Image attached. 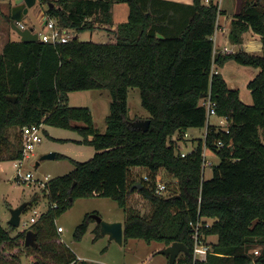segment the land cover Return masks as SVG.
<instances>
[{"label":"trees","instance_id":"16d2710c","mask_svg":"<svg viewBox=\"0 0 264 264\" xmlns=\"http://www.w3.org/2000/svg\"><path fill=\"white\" fill-rule=\"evenodd\" d=\"M44 1L49 4L47 19L79 34L94 31L97 24L113 25L115 1L127 2L130 11L114 31V41L81 40L79 36L65 43L17 39L9 40L0 52V161L23 157L21 129L32 124L77 129L96 150L91 159L75 161L72 171L45 184L51 206L39 219L49 227L34 228L38 246H25L27 231L12 236L0 223V264H21L23 254L38 264H91L53 242L58 238L55 218L78 197L91 196L111 198L124 210V243L140 238L164 242L167 247L178 241L192 252L191 222L200 215L213 219L203 229L211 253L195 264H264L261 0H243L228 33L238 45L247 31L259 34L260 54L243 49L215 53L213 36L219 15L225 12L202 0L190 4L172 0ZM229 60L260 68L248 83L252 104L241 99L240 91L231 88L221 72L213 71L214 65L220 68ZM131 87L139 88L142 105L150 113L146 131L128 123L135 120L129 117ZM89 89H107L112 96L105 132L95 126L90 107L69 103L70 92ZM209 93L217 114L229 118V131L216 124L207 126L203 101ZM204 127L208 151L220 158L208 179L202 175L201 137L184 157L171 139L176 132ZM13 129L19 132L10 133ZM139 167L148 170L147 179L145 175L140 180L131 178L133 168ZM162 171L174 181L166 194L156 193V176ZM92 221L86 215L76 227L77 240ZM95 230L100 234L98 224ZM213 235L215 242L208 239ZM190 255L186 260L193 264Z\"/></svg>","mask_w":264,"mask_h":264},{"label":"rangeland","instance_id":"374dc122","mask_svg":"<svg viewBox=\"0 0 264 264\" xmlns=\"http://www.w3.org/2000/svg\"><path fill=\"white\" fill-rule=\"evenodd\" d=\"M261 2L264 6V0H261ZM242 3L243 0H222L221 7L226 17L233 18L241 10ZM15 5V0H0V52L9 40L20 39V36L11 27L10 22L12 8ZM48 7L47 1L37 0L36 4L24 16L23 24L33 28L36 33L46 31L43 19L47 16ZM129 11L130 7L127 2H113V25L97 24L95 32L85 31L81 33L80 39L96 42L114 41V31L118 24L128 19ZM112 27H115V29H112ZM248 35H245V41L250 40ZM254 41L257 40L254 39ZM229 47H232V45L229 44ZM220 69H222V74L225 75L229 82L232 79L235 81L240 90L241 99L247 104H252L253 96L248 83L258 75L260 68L242 65L234 60H229ZM111 101L112 96L107 89L79 90L70 94V104L72 106L90 107L94 116L95 126L101 132H105L107 128L106 117L110 112ZM128 106L130 119L149 118L150 113L142 105L138 87L129 88ZM211 121L218 124L219 119L213 116ZM17 131L13 129L10 133ZM204 132L205 127L189 129L191 137L184 140L180 145L182 150L185 152L191 151L197 145V141L192 140V138L203 137ZM41 134L42 141L30 153L29 158L23 160L20 167L15 166L16 160L0 161V223L5 229L10 231L12 236L22 231L34 230L36 225L40 224H43L45 229H47L49 224L39 219L51 206V202L46 196L45 184L55 177L72 171L75 168V161H87L96 152L95 147L86 141L87 137L74 128L43 123ZM88 138L90 139L91 137ZM51 152L56 154L55 158L41 159L43 155ZM208 159L213 165H217L220 162L218 155L209 156ZM19 172L20 178L18 177ZM27 173H32L33 178L25 180L24 176ZM146 173H148L146 169L133 168L131 178L140 180ZM161 174L163 181L172 186L173 177L165 173V171H162ZM212 175V167L206 166L204 178L208 179ZM24 203H27V207L21 214L20 225H11V211ZM92 214H99L107 221L125 218L124 210L111 198L102 196L78 197L68 210L55 218L56 230L61 226L63 231H57L58 238L53 242L57 245L62 244L61 246L68 248L72 254L74 253L75 256L78 255L89 260L91 264H169L168 256L161 253V250L166 247V243L160 241L147 242L140 238H130L120 245L110 239L109 235H103L101 232L98 234L97 230L94 229L97 222L93 217L95 221L90 223L89 229L82 239L77 240L74 236L76 227L84 220L86 215L92 216ZM34 217L38 222L37 220L36 222L32 221ZM42 239L45 241V238ZM208 239L211 242H215L217 236L213 235ZM179 255L180 257L184 256L182 252ZM21 264H34V262L26 254H23Z\"/></svg>","mask_w":264,"mask_h":264},{"label":"built area","instance_id":"2783aa9c","mask_svg":"<svg viewBox=\"0 0 264 264\" xmlns=\"http://www.w3.org/2000/svg\"><path fill=\"white\" fill-rule=\"evenodd\" d=\"M221 1L222 0H202L204 4H214L219 7V10H221ZM222 15H219L218 21H217V28L215 31V34L213 36L214 39V47L215 53H223V54H229L233 53L234 50L229 48V47H224L222 50L220 49V45L218 44V38L216 35V32L220 29V18ZM45 19V18H44ZM46 31L38 33L39 35V40L47 43H65L70 40H72L75 36H79V33L75 32L72 29H61L57 26L55 20L53 19H47L46 23L44 24ZM19 26L24 29L26 28L25 24L23 22L19 23ZM34 31V30H33ZM35 32V31H34ZM262 48H263V43H262ZM213 71L217 73L219 70L218 68L213 66ZM203 104L206 106V115H207V126L209 124H215L212 123L211 118L214 116L219 119L218 125L222 129L229 131V125L230 121L227 116H219L217 114L216 108H215V102L211 98V94L209 93L207 96H205ZM42 124H32V125H27L24 126L21 129V142H22V147H23V157L21 159H18L15 161V166L20 167V165L23 163V160L25 158H29L30 153L34 151L36 148L37 144H39L42 141ZM206 136H207V127H205V132L203 134V137H201L203 141V150H202V158H203V164H202V175L205 177V168L206 166H211L213 170V163L208 159L209 156H217V154L209 152L206 146ZM191 137V134L189 133V129L186 130L185 132H176L172 135L171 139L174 141V144L176 145L177 148H180L181 150V155L184 157L186 156L189 152L195 149L194 148L189 151L185 152L182 150L180 145L184 142V140H187ZM196 140L198 142L199 137H194L192 140ZM218 146L222 147L223 143L218 142ZM20 171V170H19ZM18 177L20 178V172L18 173ZM33 178L32 173H27L24 176L25 180H29ZM148 177L145 175V179ZM168 190V184H166L163 181V177L161 173H158L156 176V193L158 194H165V192ZM53 206H57V204H54ZM36 218H32L33 222H36ZM213 223L212 218H207L204 216H200L196 222H191L193 232H192V238L194 240V247L193 251L190 252V254H184V256L180 257V255L176 259V264H189V262L186 260V255H190L191 261L193 264H195L198 261H205L208 258V255L211 253V246L209 243L205 240V234L203 233V229L210 227L211 224ZM58 232H62L63 228L59 226ZM256 253L258 252L257 250L255 251ZM38 264V263H34ZM74 264V263H72Z\"/></svg>","mask_w":264,"mask_h":264},{"label":"water","instance_id":"95a60500","mask_svg":"<svg viewBox=\"0 0 264 264\" xmlns=\"http://www.w3.org/2000/svg\"><path fill=\"white\" fill-rule=\"evenodd\" d=\"M37 0H15L16 5L12 8L11 14V27L20 36L21 41L35 42L39 40L38 33L33 31V28L26 27L22 29L19 23L22 22L24 16L28 13L29 9L36 4ZM50 5H53L52 3ZM47 18L45 17L43 25L46 23ZM205 96V95H203ZM12 100H16L15 96L9 97ZM128 123L135 127L140 128L144 131L149 129L151 119H135L128 120ZM56 154L54 152L45 154L41 159L55 158ZM140 187V184H138ZM27 207V203L20 205L19 207L11 211L10 224L13 226H19L21 223V214L23 210ZM92 217L96 220L97 224L100 226V232L103 235H109L110 239L116 241L118 244L122 245L124 243V223L120 220L107 221L104 220L99 214H92ZM38 235L34 230H27L25 235V246L26 247H36L39 245L37 241ZM181 252L190 254L189 248L182 242L175 241L161 250V253L165 254L169 258V264H175L177 257Z\"/></svg>","mask_w":264,"mask_h":264},{"label":"crops","instance_id":"0c3cea01","mask_svg":"<svg viewBox=\"0 0 264 264\" xmlns=\"http://www.w3.org/2000/svg\"><path fill=\"white\" fill-rule=\"evenodd\" d=\"M172 1H178V2H183V3H187V4H190V3L193 2V0H172ZM231 20H232V17L228 18V17H226V14H222V16L220 18V29L216 32V35H217V38H218V44L220 45V49L222 50V48H224L226 46L229 47V44H231L232 47H229V48L233 49L234 52L239 50V49H243V50L248 51V52H252V53L254 52L256 54H260L261 51H262L261 36L259 34L255 33V32H253V31H247L245 33V35L249 34L248 36H249L250 40H248V41L243 40L242 44H239V45L238 44H233L230 41V39L228 37V33H229V30H230V26H231ZM112 29H115V27H112ZM80 35H81V33L79 34V38H80ZM254 39L257 40V41H254ZM2 50H3V48H2ZM2 50H1V52H2ZM214 67L217 68V66H215V65H214ZM218 70H219V72L222 73V71H221L222 69L218 68ZM223 76L225 77V75H223ZM225 79L228 81V79L226 77H225ZM228 83H229L231 88L239 90V88L237 87V85H236V83H235V81L233 79L230 80V82L228 81ZM70 94H71V92L69 93V103H70ZM145 117H148V116H145ZM124 219L125 218H122V219H120V221H122L124 223ZM116 220H119V219H112L110 221H116ZM76 256H77V258L79 260L89 261V260H87V259H85L83 257L78 256V255H76Z\"/></svg>","mask_w":264,"mask_h":264}]
</instances>
